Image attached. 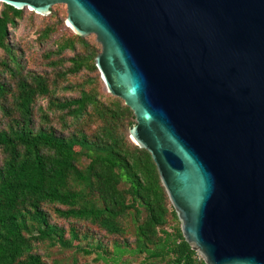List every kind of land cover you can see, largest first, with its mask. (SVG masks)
Returning a JSON list of instances; mask_svg holds the SVG:
<instances>
[{"label": "water", "instance_id": "95a60500", "mask_svg": "<svg viewBox=\"0 0 264 264\" xmlns=\"http://www.w3.org/2000/svg\"><path fill=\"white\" fill-rule=\"evenodd\" d=\"M94 35L105 90L135 118L185 242L264 264V0H0Z\"/></svg>", "mask_w": 264, "mask_h": 264}, {"label": "trees", "instance_id": "16d2710c", "mask_svg": "<svg viewBox=\"0 0 264 264\" xmlns=\"http://www.w3.org/2000/svg\"><path fill=\"white\" fill-rule=\"evenodd\" d=\"M0 4L8 77L0 74V264H48L40 246L94 254L104 264H194L150 154L129 139L132 111L117 97L104 100L97 78L86 80L76 98L54 96L63 76L97 73L99 53L85 37L47 24L38 38L53 42L43 57L56 79L26 72L7 37L28 10ZM66 51L75 55L59 73ZM50 112H59V129Z\"/></svg>", "mask_w": 264, "mask_h": 264}, {"label": "rangeland", "instance_id": "374dc122", "mask_svg": "<svg viewBox=\"0 0 264 264\" xmlns=\"http://www.w3.org/2000/svg\"><path fill=\"white\" fill-rule=\"evenodd\" d=\"M2 10L3 6L0 4V12ZM50 11V15L52 16L51 18H49L50 15L47 17L40 15L38 16L32 14L29 11H23L22 19L16 22L15 26H12L8 29L7 40L10 45L14 46L18 50V55L24 62V71L31 74L47 73L49 74L50 79H56L53 74L54 71L51 68H48L47 63L50 61V59L46 60V58L43 57L44 52L52 50L54 48L53 42L50 41L48 43H42L38 37L40 35V31L47 24L53 25L57 28H62L63 30H66L68 32H71V30H69L65 24V18L67 15L65 5H54ZM71 33L74 34L73 32ZM85 40L87 41L89 47L93 48L97 53L101 52V46L96 42L94 35L86 36ZM78 51L80 52L79 47ZM74 55V52L66 51L61 57H59L64 60L62 69L59 73H66L65 70L70 66L67 60L69 58H72ZM5 58V53L0 49V74L3 75L4 80H8V77L4 75V67L2 66ZM57 59V57H53L51 60L56 61ZM63 77V80H58L56 85L57 88L55 89L56 91L54 94V96H56V98L60 100L76 98L81 86L88 88L89 84L86 83V80H88L89 78H97L99 82L98 85L100 87V92L104 100L115 98L106 92L98 72L89 73L88 71H81L76 75L67 74ZM39 105L42 106L44 110H46L47 100H40ZM58 114L59 112H50L49 115L51 124L56 129H59L60 127ZM123 132L128 137V126L126 124L123 128ZM54 222L58 223L59 225H66V223L62 220H54ZM130 230L132 231L133 227H131ZM129 241H132L131 236L129 237ZM37 252L44 257L48 264H52L53 262L72 264V260L75 256L77 257L76 264H104L102 261H96L94 254L83 257L81 255L73 253L72 251H60L56 248L48 249L45 246H40Z\"/></svg>", "mask_w": 264, "mask_h": 264}, {"label": "built area", "instance_id": "2783aa9c", "mask_svg": "<svg viewBox=\"0 0 264 264\" xmlns=\"http://www.w3.org/2000/svg\"><path fill=\"white\" fill-rule=\"evenodd\" d=\"M195 263L194 264H207L205 260L198 253L194 252Z\"/></svg>", "mask_w": 264, "mask_h": 264}]
</instances>
